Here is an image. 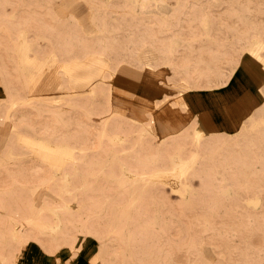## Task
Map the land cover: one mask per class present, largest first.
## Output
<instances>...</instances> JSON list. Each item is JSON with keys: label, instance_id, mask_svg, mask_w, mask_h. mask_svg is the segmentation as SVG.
I'll list each match as a JSON object with an SVG mask.
<instances>
[{"label": "rangeland", "instance_id": "rangeland-1", "mask_svg": "<svg viewBox=\"0 0 264 264\" xmlns=\"http://www.w3.org/2000/svg\"><path fill=\"white\" fill-rule=\"evenodd\" d=\"M255 39L264 0H0V264L31 244L71 260L86 242L81 264H264V70L243 68ZM23 56L43 98L10 105L29 91ZM184 79L194 105L176 102ZM61 161L80 163L40 184Z\"/></svg>", "mask_w": 264, "mask_h": 264}, {"label": "bare ground", "instance_id": "bare-ground-1", "mask_svg": "<svg viewBox=\"0 0 264 264\" xmlns=\"http://www.w3.org/2000/svg\"><path fill=\"white\" fill-rule=\"evenodd\" d=\"M260 48H264V42L259 40V39H255V41H253L252 45L248 48V51L245 53L246 58L243 60V68L245 70L244 73L246 72V74H249L251 77H252V70L255 68L254 65H253L254 61L258 60L261 63L262 70H264V67L262 65V63H264V56L260 52H258V50ZM22 50H24L23 51L24 53L27 51V45L26 44L22 45ZM76 59H78V57ZM143 59L145 61H147V60L150 59V57L148 55H145V56H143ZM29 61L30 60L26 56L25 57L23 56V57H21L19 59V63L21 65V69H22L23 72H25L26 77L28 78V81L25 82V85L29 89V91L25 93L24 97L18 96L17 98L12 99L10 105H13V104H25L27 102L33 101L34 99L39 100V99L43 98V96H42L43 93L41 92V90H42V88L44 86V83L39 81V79L41 78L42 74H41V72H39V70H35L34 73H32L29 70V69H33V68H31L28 65ZM102 66L106 67L108 70L110 69L108 63L102 62ZM163 67H166V68L169 69L168 66H163ZM111 74L114 75V72H111ZM111 79H112V77L110 78V80ZM180 86L182 87V89L185 90V93H183L184 96H181L180 99L176 100V102H181V103L184 102V103H186V99L187 98L190 100V98L186 96V93H189L190 91H192L194 89H192L193 87L191 85V82L188 79H184L182 81V83L180 84ZM236 87L237 88L239 87L241 89L243 88V86L240 85V83H237ZM32 88L35 89V92H32L33 91ZM47 100H48V98H47ZM50 101H51V99H50ZM191 103H192V105H194V103L192 101H191ZM198 105H199L200 108L202 107L201 109H199V111H200V118L203 120L202 116L209 115L208 113H210V110L207 108V106H205L204 103L203 104L201 103L200 99H199ZM91 114L92 113H89V117L93 118ZM107 122H108V120H105L104 129H103V133H102V134H106V135L108 134L107 128H106L107 127V125H106ZM151 122L153 123V125L156 124V121H154L153 119H152ZM203 125H204V120H203V123L202 122H197V124L194 126L193 135L196 138V142H199L203 138L204 134L206 133V130H205ZM155 126H154V133L157 131V129H155ZM113 137L121 139L119 141H124L123 140L124 139L123 136H121V137L113 136ZM24 141L29 145V148H30L32 153L38 152L37 150H39V149L40 150H47V151H49L50 153H53V154L54 153H56V154H58V153L60 154L61 153V154H65L66 155V160H69V159L70 160H79V161L83 160V162H81L82 164L86 163V160L89 158V155L87 154V150L89 149V147H87V146H77L76 149H79L80 151H82V154L79 155V157H75L73 155L74 147L65 148L64 146L56 145L54 142H52V140H24ZM125 149L126 148H124L123 150H125ZM136 155L137 156H141V154H139V153H136ZM109 158H110V155H109ZM190 161H191V163H189V161H188L187 163H185L182 166L183 168H182L180 176L181 175L185 176L189 172V170L194 166V163L196 162L195 156H192ZM61 163H62V161L55 163V167L53 168V171L50 173V176L49 177H44L42 180H40V184L44 183L47 186H49L51 184V180L55 179L57 175H60L62 178L72 176L76 172V169L79 167L78 164L80 162L73 163L74 165L72 164V167H71L72 171H70V172H67L68 171L67 167L64 165V163H62V164ZM62 165H63V167L61 168ZM86 182H87V180L85 178H83V180H82L83 187H85L87 185ZM72 184H73V182H72V180L70 178H69V180H66V182H65L66 186H72ZM183 184H184L185 190H188L190 188V186H191V184H190V182L188 180H185V182H183ZM30 188L33 189L34 187L30 186ZM249 202L254 203L255 205H257L260 202V200L259 199H255V200H250ZM58 220L59 219L57 218V220H55L53 222V224L48 226L49 228H51L52 233L54 232L55 234H57L59 232L60 220H59V222H58ZM11 221L13 222V225H14V227H13L14 237L16 239L23 240V238L19 235V230H18V227H17V224L20 221L19 220H11ZM27 222L33 223V224L35 223L36 225H38V224L48 225V224H46V222L41 221L38 218H29V219H27ZM70 249H72V248H70Z\"/></svg>", "mask_w": 264, "mask_h": 264}, {"label": "crops", "instance_id": "crops-1", "mask_svg": "<svg viewBox=\"0 0 264 264\" xmlns=\"http://www.w3.org/2000/svg\"><path fill=\"white\" fill-rule=\"evenodd\" d=\"M88 244L86 242L85 247L81 252L73 259H69L70 256L66 253L59 255H53L45 252L42 248L36 244L27 246L21 254L18 264H64L70 262V264H81L86 260L85 250Z\"/></svg>", "mask_w": 264, "mask_h": 264}]
</instances>
